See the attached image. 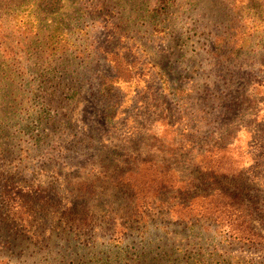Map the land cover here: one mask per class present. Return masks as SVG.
<instances>
[{"label": "rangeland", "instance_id": "374dc122", "mask_svg": "<svg viewBox=\"0 0 264 264\" xmlns=\"http://www.w3.org/2000/svg\"><path fill=\"white\" fill-rule=\"evenodd\" d=\"M100 1L107 4L100 7ZM152 8L151 0H0V12H11L0 16V26L37 33L26 53L14 38L19 53L12 80L0 66V264L40 258L60 264V253H67L54 245L49 256L26 232L10 230L4 195L18 200L37 178L43 188L51 184L52 200H73L78 189L72 188L112 145L120 159H166L196 205L213 199L210 172L241 165L255 209L253 235L242 218L232 226L203 219L191 228L173 212L164 220L151 217L149 226L161 227L151 229L145 243L129 238V264H264V0H173L157 19ZM71 18L74 26L65 29L75 45L54 58L41 44L44 33ZM233 26L237 42L230 51L217 38ZM55 41L64 44L61 37ZM117 57L132 71L128 81L121 78L126 71L117 72ZM109 77L117 78L110 92ZM127 197L105 196L94 205L123 206ZM236 223L241 237H227ZM105 227L95 230V247L85 259L102 255Z\"/></svg>", "mask_w": 264, "mask_h": 264}, {"label": "trees", "instance_id": "16d2710c", "mask_svg": "<svg viewBox=\"0 0 264 264\" xmlns=\"http://www.w3.org/2000/svg\"><path fill=\"white\" fill-rule=\"evenodd\" d=\"M103 2H98V6L107 4L105 1ZM151 3L153 10L150 13L154 19H157L172 6L173 0H151ZM219 4H221V0H219ZM30 6L32 5L30 4ZM10 14L11 12L7 10L0 12L2 17ZM31 15L35 16L37 13L32 11ZM81 17L78 16L76 19ZM68 20L64 25L60 23L53 25L44 33L41 44L49 48L47 49L50 50L54 58L69 54L68 51L75 45V39L68 37V32L65 29L70 30L69 28L73 27L75 23L72 22L73 18ZM235 29L236 27L233 26L230 31L221 33L217 38V43L230 45V51H232V46L237 42L234 39L236 37ZM119 33L122 35L121 32ZM12 34L19 36L15 35L12 38ZM36 34L27 26L24 29L11 25L0 26V66H5L9 70L8 80H12L14 77L10 76L14 72L16 56L19 53L15 49L14 38H21L18 44L26 53L29 51L26 46L32 42V36ZM60 37L63 38L64 44L58 46L55 40ZM115 60L117 72L126 71V76L123 73L121 78L127 77L124 81H128V78L132 76V71H127L122 66V59L117 57ZM118 73H116L117 78H120ZM114 79L115 77L108 78L107 90L109 92L113 90L112 87L116 81ZM221 148L220 150L224 151L226 146ZM209 151L211 157L213 151ZM120 156L119 149L115 145L102 149L96 158L97 163L92 165V170L87 173L84 180L72 188V191L78 189L74 192V199L62 204L61 201L52 200L57 195L56 193H47V190H54L50 187L51 184L46 183L47 187L43 188L40 183L36 182L37 178H34L25 188L24 195L18 194V200H12L11 196L4 195L3 205L9 204L6 208L5 219L8 228L17 233L26 232L31 244L37 246L39 251L45 250L49 256L55 247L63 248L67 253H60L62 257L59 260L60 264H129L127 253H124L130 247L129 238H138L139 242L144 241L145 243L149 231L153 228L159 230L161 227L149 226L150 218L155 217L158 221L164 220L172 212L177 214L176 217L180 222L185 224L189 222L191 228L203 219H213L217 226L224 224L222 221L218 222L217 219H225L226 225L232 226L235 220L242 218V223L248 226V235L255 234L250 226L255 209L252 207L253 202L251 200L249 202L245 195L247 193L245 170L243 167L240 168L241 165L234 170L225 168L216 176L210 172L209 180L212 182L207 185H211L213 199L208 202V205L206 202L196 205L191 199V193L188 192L190 189L184 186L185 183H181L182 180L178 175H174L175 171L171 170L166 159L160 164L156 160L142 159L140 155H136L133 161H130L131 156L127 160L120 159ZM129 163L131 166L126 167ZM139 165H143L145 168L141 169L143 166ZM50 176L56 177L53 172ZM171 177L176 182H180L182 187L175 188L169 185ZM52 180V184H55L56 178H52ZM120 194L122 199H126L128 195L129 203L123 206H121L122 204L109 203L103 205L102 208L98 203L95 204L96 206L94 205L95 201L98 202L101 197L108 196L110 200H115ZM27 196H29L28 200ZM23 197L25 199H22ZM8 199L11 201L7 202ZM75 200H79L82 205L75 203ZM112 211H115L113 218H108ZM116 212L118 214H115ZM23 214H26L25 220L21 217ZM166 221L169 224L172 220ZM102 227L108 231L103 237L106 240L102 242L106 248H101V256H91V259H85L86 251L93 250L95 247V230ZM237 227L239 225L236 223L232 232L227 233V237L232 238L237 234L241 237L243 232ZM98 237H101L100 233H98ZM261 239L264 243V238ZM59 249L57 252H60ZM43 259L45 258L34 259L33 264H41Z\"/></svg>", "mask_w": 264, "mask_h": 264}]
</instances>
